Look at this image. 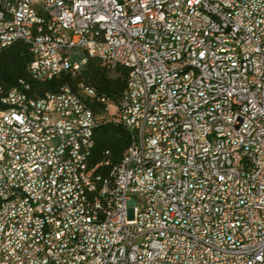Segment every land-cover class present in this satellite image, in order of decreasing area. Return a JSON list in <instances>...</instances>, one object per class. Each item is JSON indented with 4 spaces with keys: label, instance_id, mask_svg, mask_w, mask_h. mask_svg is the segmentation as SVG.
Segmentation results:
<instances>
[{
    "label": "built area",
    "instance_id": "1",
    "mask_svg": "<svg viewBox=\"0 0 264 264\" xmlns=\"http://www.w3.org/2000/svg\"><path fill=\"white\" fill-rule=\"evenodd\" d=\"M19 42L34 81L127 69L119 104L100 101L132 152L110 185L93 143L61 154L89 106L68 88L30 103L19 81L0 99V264H264V0H0V54Z\"/></svg>",
    "mask_w": 264,
    "mask_h": 264
},
{
    "label": "trees",
    "instance_id": "2",
    "mask_svg": "<svg viewBox=\"0 0 264 264\" xmlns=\"http://www.w3.org/2000/svg\"><path fill=\"white\" fill-rule=\"evenodd\" d=\"M32 58L29 47L24 43H15L0 54V99L23 81L28 87L29 96L43 98L68 88L89 106L95 116L93 146L88 157V169L94 174L109 175L129 151L132 145L130 133L113 121L114 115L106 111L101 99L118 105L127 87L128 71L125 68L111 66L99 59H88L84 68L76 74L64 73L50 81H34L28 71ZM83 85L94 91L95 96L84 97L79 90Z\"/></svg>",
    "mask_w": 264,
    "mask_h": 264
},
{
    "label": "bare ground",
    "instance_id": "3",
    "mask_svg": "<svg viewBox=\"0 0 264 264\" xmlns=\"http://www.w3.org/2000/svg\"><path fill=\"white\" fill-rule=\"evenodd\" d=\"M211 19L213 22L220 27L221 30H228V23L226 19H223L219 12H211ZM188 73H194L195 80H202V72H197V65H189ZM128 85H133V77H128L127 79V87L124 92H128ZM28 87L25 86V95L27 101L30 103H40V99H34L29 96ZM36 119L38 120H46L53 121L54 113L46 112L43 109H36ZM117 125L122 126L125 130L129 132V127L126 123H116ZM96 123L92 126H85V132L81 135L75 136V140L73 143H64L61 146V154H72L74 147H85L87 144H91L93 129L95 128ZM132 139V132H129ZM28 137L32 139H41V131L40 130H28ZM132 152V145L129 151L124 155L122 161H127L128 157ZM110 177V185H117V176H114V169L106 175ZM5 207H12V200H5ZM108 212H115V204H108ZM10 239V226H2V233L0 237V244H5V240ZM224 254L226 255H234V247L232 245L224 246Z\"/></svg>",
    "mask_w": 264,
    "mask_h": 264
},
{
    "label": "rangeland",
    "instance_id": "4",
    "mask_svg": "<svg viewBox=\"0 0 264 264\" xmlns=\"http://www.w3.org/2000/svg\"><path fill=\"white\" fill-rule=\"evenodd\" d=\"M110 114H113L115 112V107L113 105H111V107L109 108Z\"/></svg>",
    "mask_w": 264,
    "mask_h": 264
}]
</instances>
